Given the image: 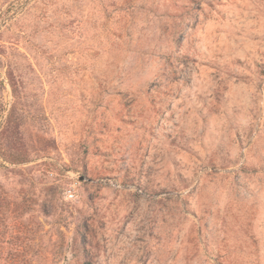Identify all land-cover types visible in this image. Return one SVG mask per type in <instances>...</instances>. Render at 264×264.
<instances>
[{"label": "rangeland", "instance_id": "374dc122", "mask_svg": "<svg viewBox=\"0 0 264 264\" xmlns=\"http://www.w3.org/2000/svg\"><path fill=\"white\" fill-rule=\"evenodd\" d=\"M0 264H264V0H0Z\"/></svg>", "mask_w": 264, "mask_h": 264}]
</instances>
